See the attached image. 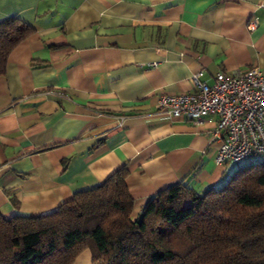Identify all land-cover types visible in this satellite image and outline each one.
Listing matches in <instances>:
<instances>
[{"label": "crops", "instance_id": "1", "mask_svg": "<svg viewBox=\"0 0 264 264\" xmlns=\"http://www.w3.org/2000/svg\"><path fill=\"white\" fill-rule=\"evenodd\" d=\"M261 1L0 0V21L35 28L0 76V215L49 214L123 165L133 217L182 180L227 179L215 117H171L158 99L193 91L197 73L208 84L219 72L264 73ZM72 264H92L90 251Z\"/></svg>", "mask_w": 264, "mask_h": 264}, {"label": "trees", "instance_id": "2", "mask_svg": "<svg viewBox=\"0 0 264 264\" xmlns=\"http://www.w3.org/2000/svg\"><path fill=\"white\" fill-rule=\"evenodd\" d=\"M34 32L16 17L0 21V76ZM128 174L123 165L46 215H0V264H72L84 249L92 264H264V161L215 187L170 185L144 205L139 223Z\"/></svg>", "mask_w": 264, "mask_h": 264}, {"label": "built area", "instance_id": "3", "mask_svg": "<svg viewBox=\"0 0 264 264\" xmlns=\"http://www.w3.org/2000/svg\"><path fill=\"white\" fill-rule=\"evenodd\" d=\"M264 8V1L259 3ZM257 21L248 28L253 30ZM192 75L193 91L161 95L158 109L171 117H186L199 124L215 117L212 136L219 142L214 162L218 165L239 163L264 154V73L249 67L232 74L217 73L211 84Z\"/></svg>", "mask_w": 264, "mask_h": 264}, {"label": "rangeland", "instance_id": "4", "mask_svg": "<svg viewBox=\"0 0 264 264\" xmlns=\"http://www.w3.org/2000/svg\"><path fill=\"white\" fill-rule=\"evenodd\" d=\"M264 161V154L260 155H255L251 156L250 158L238 163V164H233V163H228V167L231 171L235 170L236 168L244 165H249V164H254V163H259ZM229 172V171H228Z\"/></svg>", "mask_w": 264, "mask_h": 264}, {"label": "water", "instance_id": "5", "mask_svg": "<svg viewBox=\"0 0 264 264\" xmlns=\"http://www.w3.org/2000/svg\"><path fill=\"white\" fill-rule=\"evenodd\" d=\"M143 218V212H139L137 222L139 223Z\"/></svg>", "mask_w": 264, "mask_h": 264}]
</instances>
